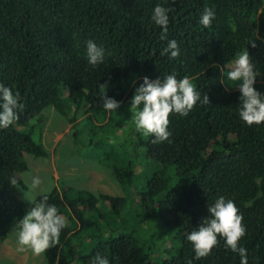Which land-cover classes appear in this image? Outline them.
I'll use <instances>...</instances> for the list:
<instances>
[{
	"label": "trees",
	"instance_id": "trees-1",
	"mask_svg": "<svg viewBox=\"0 0 264 264\" xmlns=\"http://www.w3.org/2000/svg\"><path fill=\"white\" fill-rule=\"evenodd\" d=\"M263 2L0 0V83L19 92L24 105L19 119L0 129V243L26 212L17 189L25 190L18 178L27 170L23 154L47 157L22 126L46 107L63 113L70 124L80 108L91 129L102 133L96 139L100 148L108 147L102 160L116 181L126 184V193L69 195L56 188L47 193L48 203L68 223L59 245L44 253L45 264H93L97 253L110 264H240L223 239L198 260L186 239L219 196L233 200L243 215L246 235L240 244L247 249V264H264V123L242 122L240 93L227 79L237 53L247 47L259 74L254 87L264 94V85L257 83L264 79ZM157 4L172 9L168 40L179 44L175 59L161 55L167 40L160 39L162 29L151 21ZM206 6L215 11L209 28L199 23ZM88 40L105 50L104 63L96 67L86 59ZM249 40H255V48ZM172 73L178 79L188 76L210 103L197 102L187 117L170 115L171 142L153 144L154 137L132 129L130 99L143 77L163 79ZM102 84L106 95L120 102L119 118L102 107ZM65 93L69 102L63 105ZM119 154L122 165L115 160ZM138 160L142 165L136 169ZM81 233L97 244L78 251L65 247Z\"/></svg>",
	"mask_w": 264,
	"mask_h": 264
},
{
	"label": "clouds",
	"instance_id": "clouds-1",
	"mask_svg": "<svg viewBox=\"0 0 264 264\" xmlns=\"http://www.w3.org/2000/svg\"><path fill=\"white\" fill-rule=\"evenodd\" d=\"M171 10L157 4L153 8L151 21L162 29L160 39L167 40V46L161 55L169 54L170 58L175 59L180 55V48L176 40H168ZM214 19V8L204 7L199 23L204 28H209ZM247 45L255 48V40H249ZM86 59L92 67L104 63V48L93 40L86 41ZM258 75L247 47L237 53L232 69L227 74V79L235 84V90L240 93L239 117L249 127L264 123V94L254 87ZM142 80L130 99L129 110L133 115L135 131L145 137H154L151 141L153 144L171 142V132L168 130L170 115L187 117L197 102L201 105L210 103L207 94H203L201 98V93L188 76L178 79L177 74L172 73L163 79L150 80L145 76ZM100 87L102 107L105 111L116 112L120 102L106 95L103 84ZM19 95V92L14 94L9 87L0 83V129H7L19 119V112L24 109V105L19 102ZM25 176V183L34 197L27 200L31 207L13 227L17 240L16 251H30L33 255L40 256L59 245L61 232L68 222L56 205L48 203V195L41 194L44 179L30 173H25ZM10 185L17 186V180L12 178ZM50 190L49 187L46 191ZM35 196L40 198L36 199ZM207 212L208 215L202 219L199 226L186 236L187 241L192 244L194 258L198 260L211 255L212 249L223 239L224 246L239 255L240 264H247V249L240 244L246 235V227L242 222L243 215L234 201L219 196L212 204L207 205ZM93 264H110V260L107 256L97 253ZM188 264L192 262L189 261Z\"/></svg>",
	"mask_w": 264,
	"mask_h": 264
},
{
	"label": "rangeland",
	"instance_id": "rangeland-1",
	"mask_svg": "<svg viewBox=\"0 0 264 264\" xmlns=\"http://www.w3.org/2000/svg\"><path fill=\"white\" fill-rule=\"evenodd\" d=\"M257 83L264 85V79L259 78ZM62 98H64L63 105L69 102L66 93L63 94ZM64 109H66L65 106ZM80 110L78 108V115L75 116L74 122L69 124L65 121L63 113L58 112L53 107H46L38 115L29 118L26 124L22 126L21 130L26 133L29 132L32 141L37 143L39 140L47 153L45 158H34L23 154L22 160L26 164L27 170L18 173V178L24 183L25 190H18V198L25 205L26 211L30 207L27 200L32 199L34 194L29 191L25 183L27 179L25 173L44 179L41 194H47L56 188L60 192L65 190L64 192L69 195L85 190L93 195L99 193L124 197L126 184H119L112 175V170L109 169L107 162L102 160V152L107 151L108 147L102 149L100 144L96 143V139L102 137V133L91 129L90 122L84 118V114H81ZM108 115L114 118L120 117L117 111ZM122 116H124V110ZM124 123L131 125L127 119H124ZM132 129L135 130L134 124ZM88 136H90L91 141H89ZM121 145L123 146V141H120ZM116 159L119 160L118 165L123 164L121 163L123 158L120 154ZM135 163L136 169L142 165L140 160L135 161ZM136 179L138 183L141 182V177H136ZM49 187L51 190L46 191ZM129 203L131 202L129 201ZM15 223L9 227L7 238L0 243V264H45L44 254L35 256L30 251L23 253L16 251L17 240L13 230ZM95 236L98 238V233ZM156 237L154 236V238ZM96 244V239L93 240L88 234L81 233L74 236L70 245L67 244L65 247L71 246V249L78 251L79 248L88 250Z\"/></svg>",
	"mask_w": 264,
	"mask_h": 264
},
{
	"label": "crops",
	"instance_id": "crops-1",
	"mask_svg": "<svg viewBox=\"0 0 264 264\" xmlns=\"http://www.w3.org/2000/svg\"><path fill=\"white\" fill-rule=\"evenodd\" d=\"M92 177V176H91Z\"/></svg>",
	"mask_w": 264,
	"mask_h": 264
}]
</instances>
